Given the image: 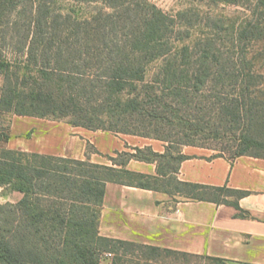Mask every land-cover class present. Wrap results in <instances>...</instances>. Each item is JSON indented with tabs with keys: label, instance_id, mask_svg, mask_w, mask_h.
<instances>
[{
	"label": "trees",
	"instance_id": "16d2710c",
	"mask_svg": "<svg viewBox=\"0 0 264 264\" xmlns=\"http://www.w3.org/2000/svg\"><path fill=\"white\" fill-rule=\"evenodd\" d=\"M56 1L0 0V111L144 137L139 129L169 127L156 136L167 146L161 154L117 153L104 165L0 145V194L21 193L0 203V264H100L107 257L153 264L156 252L191 255L100 235L105 185L238 206L246 191L177 179L179 148L208 132L233 137L231 157H264L248 151L264 149V88L249 52L264 34V0H216L253 4L251 16H206L209 32L190 44L185 11L171 16L147 0H80L108 10L76 19L56 11ZM6 128L0 142L10 138ZM132 158L156 161L157 175L127 169Z\"/></svg>",
	"mask_w": 264,
	"mask_h": 264
},
{
	"label": "crops",
	"instance_id": "0c3cea01",
	"mask_svg": "<svg viewBox=\"0 0 264 264\" xmlns=\"http://www.w3.org/2000/svg\"><path fill=\"white\" fill-rule=\"evenodd\" d=\"M82 131L84 142L94 144L95 152L86 153L82 146L78 151L52 155L111 165L109 157H117V153L140 149L161 154L167 146L150 137ZM179 153L184 158L177 179L227 186L247 194L234 206L184 200L162 191L108 182L100 208L99 234L199 256L203 264H264V157H231L192 145L181 146ZM125 166L130 171L157 175L156 161L132 158Z\"/></svg>",
	"mask_w": 264,
	"mask_h": 264
},
{
	"label": "rangeland",
	"instance_id": "374dc122",
	"mask_svg": "<svg viewBox=\"0 0 264 264\" xmlns=\"http://www.w3.org/2000/svg\"><path fill=\"white\" fill-rule=\"evenodd\" d=\"M154 4L168 15L175 16L177 12H187L184 18V23L191 26L189 28L190 37L186 38L184 42L190 44L200 38L206 32H209L202 22V18L206 16H214L224 14L231 17L244 19L251 16L253 4L248 5L249 9L236 5H226L217 3L216 0H147ZM251 6V7H249ZM53 8L64 14L74 17L76 19H90L98 11H107L104 3L100 1H80V0H57L53 4ZM247 8V7H246ZM257 16V15H256ZM204 20V19H203ZM262 21L264 18L262 17ZM264 34L259 35L257 41H253L249 46V52L254 57V63L257 65L261 74V88H264ZM5 46V45H4ZM2 86V77L0 75V93ZM203 111V110H202ZM204 112V113H203ZM200 116L206 114L204 110ZM69 117H36L26 115H16L13 113H5L0 111V131L4 132L6 125H9L6 130L9 132L10 138L6 142H0L2 147L10 149H22L27 152H38L47 154H56L57 152L74 150H81L85 147L86 153L95 152L94 144L88 140L84 142L82 130L84 127L73 126L69 123ZM107 126V125H105ZM83 128V129H82ZM160 129H139L140 134H149L150 138L162 136L168 132ZM87 129V128H86ZM90 131H103L96 129ZM196 147L204 148L210 152L224 153L232 156L234 148L233 137L220 138L215 133H208L194 137L192 141ZM248 151L253 153L264 154V149L257 147H250ZM147 153V152H146ZM59 155V154H58ZM61 155V154H60ZM119 159L118 157H116ZM21 193L11 192L9 194H0V203L16 202L20 199ZM234 197H228L233 199ZM144 253H147L143 251ZM151 262L153 264H203V259L199 256L174 254L166 252H156ZM150 262V263H151ZM100 264H110L109 258L101 260Z\"/></svg>",
	"mask_w": 264,
	"mask_h": 264
}]
</instances>
